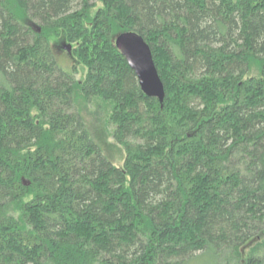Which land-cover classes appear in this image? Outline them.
I'll use <instances>...</instances> for the list:
<instances>
[{"label":"trees","instance_id":"1","mask_svg":"<svg viewBox=\"0 0 264 264\" xmlns=\"http://www.w3.org/2000/svg\"><path fill=\"white\" fill-rule=\"evenodd\" d=\"M76 92L108 105L121 167ZM0 264H264V0H0Z\"/></svg>","mask_w":264,"mask_h":264},{"label":"rangeland","instance_id":"2","mask_svg":"<svg viewBox=\"0 0 264 264\" xmlns=\"http://www.w3.org/2000/svg\"><path fill=\"white\" fill-rule=\"evenodd\" d=\"M68 43L69 42H67L63 37H58L57 39L51 40L52 48L56 53L57 60L60 65L63 68H68L69 65L74 62L77 71L75 74V79H83L84 74L86 72V68H84L80 63H77L74 58L72 59V44L70 48V53H68V51L62 47L63 44ZM75 105L83 116L85 123L90 130L91 136L93 137L94 141H96V143L98 144L102 153L107 158H109V160L115 166L121 167L124 154L121 147L114 143L112 138L109 137V131L113 128V126H109L107 123L108 105H106L103 101H100L95 98H84L78 92L75 93ZM247 243L245 245V249H248L253 242Z\"/></svg>","mask_w":264,"mask_h":264},{"label":"water","instance_id":"3","mask_svg":"<svg viewBox=\"0 0 264 264\" xmlns=\"http://www.w3.org/2000/svg\"><path fill=\"white\" fill-rule=\"evenodd\" d=\"M39 31V27H36ZM114 45L133 70L141 91L149 97H155L160 102L164 96L163 84L158 76L151 50L143 37L131 30L119 32L113 38ZM68 53L71 45L63 44Z\"/></svg>","mask_w":264,"mask_h":264}]
</instances>
